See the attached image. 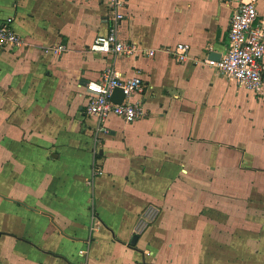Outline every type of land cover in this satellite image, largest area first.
<instances>
[{"label": "crops", "instance_id": "obj_1", "mask_svg": "<svg viewBox=\"0 0 264 264\" xmlns=\"http://www.w3.org/2000/svg\"><path fill=\"white\" fill-rule=\"evenodd\" d=\"M240 1L126 0L140 53L112 59L90 49L111 0H0L22 39L0 46V264H264V83L196 63ZM111 65L144 118L86 114Z\"/></svg>", "mask_w": 264, "mask_h": 264}, {"label": "built area", "instance_id": "obj_2", "mask_svg": "<svg viewBox=\"0 0 264 264\" xmlns=\"http://www.w3.org/2000/svg\"><path fill=\"white\" fill-rule=\"evenodd\" d=\"M126 0H111L107 8L109 31L99 35L90 46L93 52L109 58L133 57L140 53L139 46L119 37V26L125 19L120 8ZM14 18L0 22V46L22 44L21 37L14 29ZM229 46L219 61L206 58L196 61L197 64L217 69L221 74L235 80L240 87L249 92L258 93L264 83V22L259 18L258 0H241L231 16L228 31ZM65 46L56 49L65 51ZM178 61L185 62L191 54V46L181 43L174 51ZM148 56L154 57L151 51ZM116 88L123 90L125 98L121 104L111 100ZM95 94L87 97L85 111L88 116H96L105 122L110 116H118L133 122L146 116L144 104L134 99L145 90V82L139 76L123 80L114 65L108 67L103 80L93 88Z\"/></svg>", "mask_w": 264, "mask_h": 264}, {"label": "water", "instance_id": "obj_3", "mask_svg": "<svg viewBox=\"0 0 264 264\" xmlns=\"http://www.w3.org/2000/svg\"><path fill=\"white\" fill-rule=\"evenodd\" d=\"M210 59H214L216 61H219L221 59V55L216 52L210 53ZM125 98L124 92L120 88H116L111 96V100L121 104L123 102V99ZM139 239L138 235H135L132 241V245H135Z\"/></svg>", "mask_w": 264, "mask_h": 264}, {"label": "rangeland", "instance_id": "obj_4", "mask_svg": "<svg viewBox=\"0 0 264 264\" xmlns=\"http://www.w3.org/2000/svg\"><path fill=\"white\" fill-rule=\"evenodd\" d=\"M108 6H109V3H108V5H107V8H108ZM107 8L105 9V11H107ZM111 117H112V116H110L107 120H109ZM107 120H106V122H107ZM106 122H104V123L106 124ZM104 123H103V124H104Z\"/></svg>", "mask_w": 264, "mask_h": 264}]
</instances>
